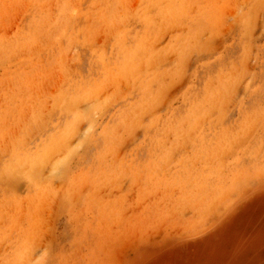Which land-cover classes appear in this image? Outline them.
Returning a JSON list of instances; mask_svg holds the SVG:
<instances>
[{
  "label": "rangeland",
  "instance_id": "1",
  "mask_svg": "<svg viewBox=\"0 0 264 264\" xmlns=\"http://www.w3.org/2000/svg\"><path fill=\"white\" fill-rule=\"evenodd\" d=\"M0 264H264V0H0Z\"/></svg>",
  "mask_w": 264,
  "mask_h": 264
}]
</instances>
